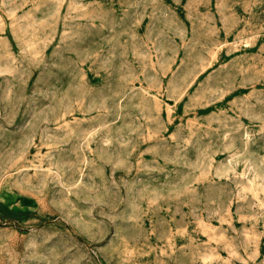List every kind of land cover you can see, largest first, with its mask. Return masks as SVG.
I'll use <instances>...</instances> for the list:
<instances>
[{
	"label": "rangeland",
	"instance_id": "rangeland-1",
	"mask_svg": "<svg viewBox=\"0 0 264 264\" xmlns=\"http://www.w3.org/2000/svg\"><path fill=\"white\" fill-rule=\"evenodd\" d=\"M0 264H264V0H0Z\"/></svg>",
	"mask_w": 264,
	"mask_h": 264
}]
</instances>
